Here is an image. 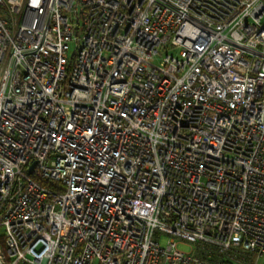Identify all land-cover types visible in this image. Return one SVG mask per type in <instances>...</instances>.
<instances>
[{"label": "built area", "instance_id": "obj_1", "mask_svg": "<svg viewBox=\"0 0 264 264\" xmlns=\"http://www.w3.org/2000/svg\"><path fill=\"white\" fill-rule=\"evenodd\" d=\"M210 251L264 258V0H0V264Z\"/></svg>", "mask_w": 264, "mask_h": 264}, {"label": "rangeland", "instance_id": "obj_2", "mask_svg": "<svg viewBox=\"0 0 264 264\" xmlns=\"http://www.w3.org/2000/svg\"><path fill=\"white\" fill-rule=\"evenodd\" d=\"M73 44H69V53H71L73 51ZM168 240V237L166 235H161L160 238H159V243H160V246L161 247H164L166 245V242ZM178 248L180 250H183V251H189L190 250V245L189 244H186L184 242H179L178 244ZM264 262V261H263ZM164 264V263H162Z\"/></svg>", "mask_w": 264, "mask_h": 264}, {"label": "trees", "instance_id": "obj_3", "mask_svg": "<svg viewBox=\"0 0 264 264\" xmlns=\"http://www.w3.org/2000/svg\"><path fill=\"white\" fill-rule=\"evenodd\" d=\"M197 252L201 257H203V253L201 250H197ZM210 253H211V258L209 259L210 264H229L227 257L214 254L212 251H210Z\"/></svg>", "mask_w": 264, "mask_h": 264}, {"label": "crops", "instance_id": "obj_4", "mask_svg": "<svg viewBox=\"0 0 264 264\" xmlns=\"http://www.w3.org/2000/svg\"><path fill=\"white\" fill-rule=\"evenodd\" d=\"M229 258H230V257H229ZM229 258H228V259H229ZM263 261H264V258H262V259L260 260L259 264H264Z\"/></svg>", "mask_w": 264, "mask_h": 264}, {"label": "water", "instance_id": "obj_5", "mask_svg": "<svg viewBox=\"0 0 264 264\" xmlns=\"http://www.w3.org/2000/svg\"><path fill=\"white\" fill-rule=\"evenodd\" d=\"M33 169V166H32V168H31V170ZM31 170H30V172H31Z\"/></svg>", "mask_w": 264, "mask_h": 264}]
</instances>
